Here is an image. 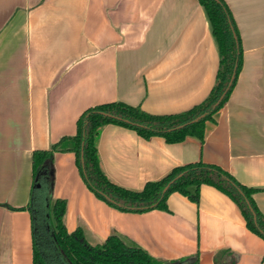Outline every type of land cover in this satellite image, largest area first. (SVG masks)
<instances>
[{
	"label": "crops",
	"instance_id": "0c3cea01",
	"mask_svg": "<svg viewBox=\"0 0 264 264\" xmlns=\"http://www.w3.org/2000/svg\"><path fill=\"white\" fill-rule=\"evenodd\" d=\"M234 18L242 67L204 140L145 138L119 124L98 142L108 177L142 189L172 168L216 164L257 188L264 215V0H224ZM220 50L200 0H0V264H33V221L26 207L33 154L75 135L92 106L123 101L154 114L185 111L216 83ZM53 199L66 200L64 223L92 244L116 234L165 260L264 264V237L239 205L202 184L199 200L172 192L167 209L126 211L87 185L74 151L50 161Z\"/></svg>",
	"mask_w": 264,
	"mask_h": 264
},
{
	"label": "trees",
	"instance_id": "16d2710c",
	"mask_svg": "<svg viewBox=\"0 0 264 264\" xmlns=\"http://www.w3.org/2000/svg\"><path fill=\"white\" fill-rule=\"evenodd\" d=\"M200 2L207 12L220 50L216 83L202 102L185 111L169 114L150 113L140 106L123 101L98 104L82 113L75 135L63 136L50 149L34 151L33 185L26 206L33 221V264H198V254L190 258L165 260L151 255L139 245L126 244L116 234L109 235L101 243L92 244L81 227L69 231L63 220L66 200L52 197L54 181L49 164L56 151H74L90 189L121 210L142 212L154 208L167 209L168 196L175 191L197 202L201 185L210 184L229 195L239 205L247 226L264 237V215L253 198L257 188L240 183L216 164L198 161L175 166L161 178L148 181L142 189L117 184L108 177L101 165L98 142L102 129L110 123L132 128L145 138L160 135L168 142H180L188 135H194L204 140L206 122L214 119V114L225 104L235 86L242 67V48L238 29L226 2ZM235 68L236 75L232 84L221 102L214 107L228 87ZM102 111L122 119L107 116ZM204 113L198 121L188 123ZM182 124L185 125L177 127ZM173 179L175 180L163 194V188ZM250 205L257 215V223Z\"/></svg>",
	"mask_w": 264,
	"mask_h": 264
},
{
	"label": "water",
	"instance_id": "95a60500",
	"mask_svg": "<svg viewBox=\"0 0 264 264\" xmlns=\"http://www.w3.org/2000/svg\"><path fill=\"white\" fill-rule=\"evenodd\" d=\"M217 1L220 2V0H217ZM232 28H233L234 36H235L236 40L238 41V36H237V34H236V32H235V29H234L233 25H232ZM236 68H237V64H236ZM236 68H235V70H234V72H233V74H232V77H231V80H230V82H229L228 87L224 90V92H223L222 95L220 96L219 100L214 104V107L217 106V105L221 102V100L224 98L225 94L227 93V91H228L230 85L232 84V82H233V80H234V78H235V75H236ZM102 113L105 114V115H107V116H111V117H115V118H118V119H122L121 117H119V116H117V115H113L112 113H109V112L102 111ZM204 115H205V113H204V114H201V115H199V116H197L196 118L192 119V120L189 121L188 123L196 122V121H198L199 119H201ZM126 121L130 122V120H127V119H126ZM184 125H185V124H182V125H179V126H177V127H182V126H184ZM82 158H83V157H82ZM180 175H182V174H180ZM174 180H175V179L171 180V181H170V182H169V183L163 188V194L169 189L170 185L173 183ZM250 208H251V210L253 211V214H254V220H255V222L257 223V215H256V213H255V211H254V209H253V207H252L251 205H250Z\"/></svg>",
	"mask_w": 264,
	"mask_h": 264
}]
</instances>
